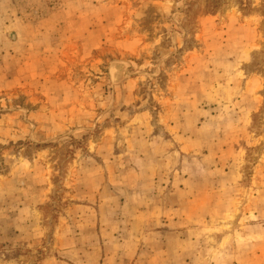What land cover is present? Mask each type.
Listing matches in <instances>:
<instances>
[{"label": "rangeland", "instance_id": "374dc122", "mask_svg": "<svg viewBox=\"0 0 264 264\" xmlns=\"http://www.w3.org/2000/svg\"><path fill=\"white\" fill-rule=\"evenodd\" d=\"M116 262L264 264V0H0V264Z\"/></svg>", "mask_w": 264, "mask_h": 264}, {"label": "crops", "instance_id": "0c3cea01", "mask_svg": "<svg viewBox=\"0 0 264 264\" xmlns=\"http://www.w3.org/2000/svg\"><path fill=\"white\" fill-rule=\"evenodd\" d=\"M109 257H110V254H109L108 252H105V256H104V258H105L106 262L108 261V258H109ZM90 258H91V256H90ZM92 258H93V257H92ZM118 259H119V260H123L124 257L121 256V257H119ZM90 264H94V263H90ZM114 264H119V263L116 262V263H114Z\"/></svg>", "mask_w": 264, "mask_h": 264}]
</instances>
